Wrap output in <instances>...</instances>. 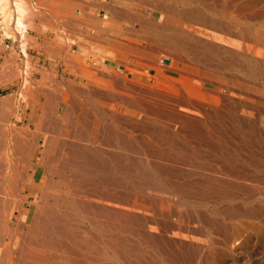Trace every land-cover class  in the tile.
I'll return each mask as SVG.
<instances>
[{"label":"rangeland","instance_id":"rangeland-1","mask_svg":"<svg viewBox=\"0 0 264 264\" xmlns=\"http://www.w3.org/2000/svg\"><path fill=\"white\" fill-rule=\"evenodd\" d=\"M14 10L0 264H264V0H0V40ZM29 105L60 128L46 157L17 154L50 138Z\"/></svg>","mask_w":264,"mask_h":264},{"label":"bare ground","instance_id":"bare-ground-1","mask_svg":"<svg viewBox=\"0 0 264 264\" xmlns=\"http://www.w3.org/2000/svg\"><path fill=\"white\" fill-rule=\"evenodd\" d=\"M185 6V5H184ZM105 7V6H104ZM160 7H162V6H160ZM192 7V6H191ZM212 8V7H211ZM191 9V8H190ZM175 13V12H174ZM185 17V16H184ZM130 19V18H129ZM221 21V20H220ZM211 24V23H210ZM243 29V28H242ZM242 32V31H241ZM174 34V33H173ZM248 34V33H247ZM254 34V33H253ZM256 37V36H255ZM144 39V38H143ZM262 41V40H261ZM237 44V43H236ZM258 46V45H257ZM116 47V46H115ZM205 54V53H204ZM251 54V53H250ZM240 55V54H239ZM152 57V56H151ZM154 58V57H153ZM259 58V57H258ZM152 60V59H151ZM212 61V60H211ZM241 61H242V59H241ZM253 61V60H252ZM251 61V62H252ZM261 62V61H260ZM138 63V62H137ZM240 64V63H239ZM213 66V65H212ZM95 67V66H94ZM246 68V67H245ZM139 70V69H138ZM247 73V72H246ZM118 77V76H117ZM173 79V78H172ZM175 80V79H174ZM196 81V80H195ZM85 92V91H84ZM261 92V91H260ZM99 94V93H98ZM105 94V93H104ZM65 95V94H64ZM101 95V94H100ZM106 95V94H105ZM151 95V94H150ZM177 95V94H176ZM102 96H103V93H102ZM109 96V95H108ZM112 96V95H111ZM107 97V96H106ZM113 97V96H112ZM66 99V98H65ZM103 99V98H102ZM67 101V100H66ZM57 105L58 104H56V106L54 105V108L55 107H57ZM60 105V104H59ZM58 105V107L59 108H55V110L56 109H58L57 110V112L59 111V109H60V106H61V108H63L65 105H63L62 106V104L59 106ZM69 105V104H68ZM68 105H67V109L69 108V107H72L73 106V110H74V108H75V104L74 105H71V106H69L68 107ZM30 106V108H31V106L32 105H29ZM39 105H37L36 107H38ZM49 106V105H48ZM45 107H47V106H45ZM41 108V107H40ZM38 109V110H37ZM36 110H37V113H36V110L34 109V108H31V111H30V115H29V117H28V119L27 120H25V125H24V133H26V131H28V129L30 128V130H34L33 128H36L37 130H40V131H37L36 130V132H38V133H40L41 134V136H44V135H48L49 133H50V140L49 139H45L44 137H41V136H39L38 134V136L39 137H41V139H37L38 137H36V135H34V136H32V134L30 133V131H29V134H31V140L32 139H37L38 141H36L35 139H34V141L36 142L35 144H33L32 142L31 143H27L26 142V138H25V142H26V144H25V142L23 141V142H21V144L23 143V145H21L20 144V141L18 142L21 146H22V153H20V154H22V156H20V154L18 153V152H21L20 150H21V148H20V150H18L17 151V154H18V157L19 158H25L26 157V159H27V155H28V158H30V153H31V151H32V153L35 151L34 149H36V151H37V153L38 154H41V156H42V154H43V152H44V157H46V154H47V152H48V150H49V148H52V147H54V145H56L57 143H60L61 142V140H60V142L58 141L57 143H56V140H54L53 139V137H51V135H53L54 134V131L56 132V131H60L59 129L60 128H57L58 130H56L55 129V127H53V126H51L50 124L52 123V122H56V119L54 120L52 117H51V119H53L52 121H51V119H50V117H49V120L48 119H46V120H43L44 118H45V116H47L48 114H50L47 110H45V111H47V113L44 111H39V108H37ZM44 110V108H41V110ZM52 111L54 110V109H51ZM50 110V111H51ZM61 110V109H60ZM63 110H64V108H63ZM63 110L61 111V112H63ZM72 110V109H71ZM71 110H70V112H71ZM79 110V109H78ZM85 110V109H84ZM38 111L40 112V114L38 113ZM67 111V110H66ZM42 112V113H41ZM54 112V111H53ZM56 112V113H57ZM61 112H58V115L56 114V113H54V114H56L57 116H59V113H60V115H61ZM69 112V113H70ZM67 113V112H66ZM78 113V112H77ZM53 114V113H52ZM64 114V115H63ZM71 114V113H70ZM75 114V113H74ZM62 115H63V121H64V131L63 132H60V136H62V141H65V140H67L66 138H68V132H67V130L65 129V127H67V124L69 123V121H71V120H69V117L70 116H68L67 114H65V112L64 113H62ZM74 116V115H73ZM76 116V115H75ZM55 117V116H54ZM72 117V116H71ZM84 117V116H83ZM56 118V117H55ZM60 118H61V116H60ZM81 119V118H80ZM57 120H59L58 121V124H57V127L58 126H60L61 127V124L59 123V122H63L61 119H58L57 118ZM61 120V121H60ZM57 123V122H56ZM60 124V125H59ZM56 125V124H55ZM68 125H70V124H68ZM104 125V124H103ZM14 126V125H13ZM11 127H12V125H11ZM52 127V128H51ZM53 128H54V130H53ZM67 128H70V127H67ZM11 129H17V128H11ZM25 129H27L26 131H25ZM73 129V128H72ZM12 130V131H13ZM22 131H23V129H21ZM78 130V129H77ZM76 130V131H77ZM98 130V129H97ZM19 131V130H18ZM14 132V131H13ZM33 132H35V130L33 131ZM35 132V133H36ZM14 133H17V131L15 130V132ZM19 133H21V132H19ZM23 133V132H22ZM52 133V134H51ZM57 133V132H56ZM55 133V134H56ZM106 133V132H105ZM109 133V132H108ZM27 134V133H26ZM28 134V135H29ZM44 134V135H43ZM54 134V135H55ZM17 136H18V133L16 134ZM82 135V134H81ZM114 135V134H113ZM21 136H22V134L20 135V138H18V140H23L24 139V137L22 136V138H21ZM24 136L25 137H30V135L29 136H27V135H25L24 134ZM57 136V135H56ZM34 137V138H33ZM48 138V137H47ZM60 139V138H59ZM96 139V138H95ZM71 140V139H70ZM28 141V140H27ZM73 141H75V140H73ZM17 142V141H16ZM72 144H74V143H72ZM12 145V144H11ZM15 145H17V144H15ZM62 145V142L60 143V146ZM66 145V144H65ZM68 145V144H67ZM84 145V144H83ZM58 145H56V147H57ZM59 146V147H60ZM86 146V145H85ZM84 146V147H85ZM89 146V145H88ZM14 147V146H13ZM18 146H16V147H14L15 149L17 148ZM61 147H63V146H61ZM80 147V146H79ZM91 147V146H90ZM55 148V147H54ZM58 148V147H57ZM82 148V147H81ZM88 148V147H87ZM61 149V148H60ZM51 150V149H50ZM59 150V149H58ZM91 150V149H90ZM70 151V150H69ZM42 152V153H41ZM23 154L24 155H26L25 157L23 156ZM34 154V153H33ZM32 154V155H33ZM36 154V153H35ZM88 154V153H87ZM30 155V156H29ZM91 155V154H90ZM41 156H39V157H41ZM81 156V155H80ZM39 157H37V165L39 164V160H38V158ZM64 157V156H63ZM92 157V156H91ZM31 158H34V157H32L31 156ZM82 158V157H81ZM40 159V158H39ZM63 159V158H62ZM24 160V159H23ZM81 160V159H80ZM84 160V159H83ZM97 160V159H96ZM35 161V160H34ZM61 161V160H60ZM64 161V160H63ZM63 161H62V163H63ZM73 161V160H72ZM90 161V160H89ZM88 161V162H89ZM65 162H66V159H65ZM82 162V161H81ZM81 162H79V163H81ZM83 162H85V161H83ZM91 162H93V161H91ZM98 162V161H97ZM44 162H42L41 164H43ZM95 163V162H94ZM64 164V163H63ZM84 164V163H83ZM86 164V163H85ZM91 163L89 162V165H90ZM103 164V163H102ZM30 165V164H29ZM35 165V164H34ZM40 165V164H39ZM91 165H93V163L91 164ZM117 165V164H116ZM28 166V165H27ZM77 166V165H76ZM86 166V165H85ZM85 166H83V167H85ZM89 167V166H88ZM98 167V166H97ZM23 168V167H22ZM27 168V167H26ZM30 168H31V166H30ZM24 169V168H23ZM75 170V169H74ZM86 170V169H85ZM105 170V169H104ZM88 171V170H87ZM89 173V172H88ZM96 173V172H95ZM114 174V173H113ZM92 177V176H91ZM118 177V176H117ZM151 177V176H150ZM119 178V177H118ZM163 180V179H162ZM107 181V180H106ZM221 181V180H220ZM84 182V181H83ZM98 182V181H97ZM82 184V183H81ZM90 186V185H89ZM84 191V190H83ZM247 193V192H246ZM100 195V194H99ZM102 196V195H101ZM103 199V198H102ZM122 207V206H121ZM39 209V208H38ZM45 211H46V209H45ZM60 212V211H59ZM65 212V211H64ZM255 212V211H254ZM53 213V212H52ZM90 213V212H89ZM23 214V213H22ZM121 215H122V213H121ZM65 216V215H64ZM125 216V215H124ZM124 216H123V218H124ZM20 217V216H19ZM44 217V216H43ZM119 217V216H118ZM122 217V216H121ZM51 218V217H50ZM56 219V218H55ZM54 219V220H55ZM125 219V218H124ZM116 220V219H115ZM36 222V221H35ZM33 225V224H32ZM40 228V227H39ZM109 228V227H108ZM183 228V227H182ZM217 228V227H216ZM43 229V228H42ZM111 229V228H110ZM156 229V228H155ZM40 231V230H39ZM50 231V230H49ZM46 233V232H45ZM6 236V235H5ZM5 236H4V238H5ZM185 236V235H184ZM3 237V236H2ZM22 247V246H21ZM29 249V248H28ZM22 250V249H21ZM91 251V250H90ZM93 253V252H92ZM27 254V253H26ZM28 257V256H27ZM29 257H31V256H29ZM104 258V257H103ZM32 260V259H31ZM112 261V260H111Z\"/></svg>","mask_w":264,"mask_h":264},{"label":"built area","instance_id":"built-area-1","mask_svg":"<svg viewBox=\"0 0 264 264\" xmlns=\"http://www.w3.org/2000/svg\"><path fill=\"white\" fill-rule=\"evenodd\" d=\"M14 22H13V31L14 38L11 35L3 36L2 41H4L5 45L11 44L14 50L18 53L19 59L23 60L26 58V44L23 42L24 34L26 33V27L24 25L17 26V20L19 15L17 10H14ZM23 69L24 65H23Z\"/></svg>","mask_w":264,"mask_h":264},{"label":"crops","instance_id":"crops-1","mask_svg":"<svg viewBox=\"0 0 264 264\" xmlns=\"http://www.w3.org/2000/svg\"><path fill=\"white\" fill-rule=\"evenodd\" d=\"M107 12H108L109 17L111 18L112 23L115 25L121 24V23L133 18L132 16H130L126 12L119 10V9H116V8H113V7L108 8ZM138 16L140 17V15H138ZM33 51L34 50L31 49V52H33ZM14 52H16V51L14 50V48L11 44H9L7 46V45H5L4 41L0 40L1 63H3L6 59H9L11 54Z\"/></svg>","mask_w":264,"mask_h":264}]
</instances>
